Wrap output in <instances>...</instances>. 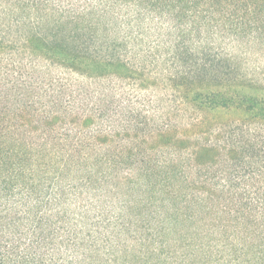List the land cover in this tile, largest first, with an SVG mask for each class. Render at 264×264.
I'll return each mask as SVG.
<instances>
[{"label":"trees","instance_id":"obj_1","mask_svg":"<svg viewBox=\"0 0 264 264\" xmlns=\"http://www.w3.org/2000/svg\"><path fill=\"white\" fill-rule=\"evenodd\" d=\"M0 264H264V0H0Z\"/></svg>","mask_w":264,"mask_h":264},{"label":"rangeland","instance_id":"obj_2","mask_svg":"<svg viewBox=\"0 0 264 264\" xmlns=\"http://www.w3.org/2000/svg\"><path fill=\"white\" fill-rule=\"evenodd\" d=\"M156 89H160V88H156ZM192 228H193V227H191V232H192V230H193ZM187 231H188V230H187ZM189 231H190V230H189ZM181 234H183V232H181Z\"/></svg>","mask_w":264,"mask_h":264}]
</instances>
